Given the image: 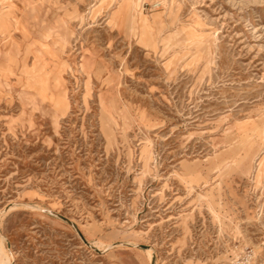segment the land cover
Instances as JSON below:
<instances>
[{"label": "rangeland", "instance_id": "rangeland-1", "mask_svg": "<svg viewBox=\"0 0 264 264\" xmlns=\"http://www.w3.org/2000/svg\"><path fill=\"white\" fill-rule=\"evenodd\" d=\"M0 248L264 264V0H0Z\"/></svg>", "mask_w": 264, "mask_h": 264}, {"label": "bare ground", "instance_id": "bare-ground-1", "mask_svg": "<svg viewBox=\"0 0 264 264\" xmlns=\"http://www.w3.org/2000/svg\"><path fill=\"white\" fill-rule=\"evenodd\" d=\"M151 251V250H150ZM148 252V251H147ZM149 253V252H148ZM151 253V252H150ZM150 256V255H149ZM5 254L3 252V250L0 248V264H4L5 263Z\"/></svg>", "mask_w": 264, "mask_h": 264}]
</instances>
